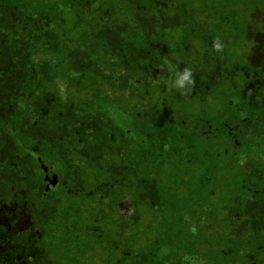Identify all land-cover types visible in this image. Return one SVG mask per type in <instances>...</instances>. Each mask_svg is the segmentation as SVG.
<instances>
[{"label":"trees","instance_id":"trees-1","mask_svg":"<svg viewBox=\"0 0 264 264\" xmlns=\"http://www.w3.org/2000/svg\"><path fill=\"white\" fill-rule=\"evenodd\" d=\"M192 11L184 0H0V167L21 170L16 175L21 178L22 205L32 212L35 209L38 217L51 216L57 236L69 230L65 222L75 214V208L62 203L87 187L111 196L115 210L123 202L120 198L126 196L133 202L126 195L131 190L141 196L140 203L133 202L139 209L144 198L158 202V174L149 167L150 176H146L145 167L151 161L157 165L155 157L164 150L166 139L155 141L160 128L147 127L156 118L151 111L155 106L152 90L164 93L170 85L171 92L158 104L165 106L160 111L165 114L170 110L167 104L179 103L186 111L217 95L218 101L224 100L220 103L225 105L223 111L210 103L206 122L195 116L193 129L202 136L206 125L209 144L214 140L225 153L236 150L244 136L264 137V75H227L219 56L212 61L209 55V35L196 40L187 30L208 31L207 23L198 22ZM181 28L186 32L183 47L174 54L162 42L166 41L164 33ZM194 42L202 49L196 58ZM63 55L65 59L59 60ZM166 59L171 60L173 75L163 74L168 71ZM256 67L264 70L263 64ZM185 68L195 80L190 91L174 86L176 73ZM67 75H79L78 82L68 79L69 93L80 92L82 82H89L87 103L62 97ZM104 85L125 94L111 99ZM102 99L109 104L103 105ZM132 99L134 106L130 107ZM115 103L124 104L122 116L116 115ZM130 115L132 126L127 119ZM167 136L159 134L160 138ZM183 144L192 149L190 142ZM177 150L172 147L169 153L184 152L181 147ZM51 162H57L63 174L61 199L51 193L43 195L42 174L28 171ZM254 167L248 173L251 179L260 177V169ZM259 190L251 189L232 201L241 208L234 215L228 213L235 222L228 233L232 241L247 235L253 241L264 233V204L255 201ZM139 209L123 234L141 220ZM84 231L94 233L96 229L91 225ZM147 254L136 264H149L147 259L153 255ZM165 256L154 264L198 261L196 256Z\"/></svg>","mask_w":264,"mask_h":264},{"label":"rangeland","instance_id":"rangeland-1","mask_svg":"<svg viewBox=\"0 0 264 264\" xmlns=\"http://www.w3.org/2000/svg\"><path fill=\"white\" fill-rule=\"evenodd\" d=\"M184 1L191 6L192 12L198 15L197 21L206 22L208 26V31H197V28L187 30L196 40L209 35V55L212 61L214 57L219 56L229 71L227 75H264L262 68L256 67L262 64L264 66V0ZM164 34L166 41L162 42L167 43L171 51L177 54V50L183 47L182 36L186 32L181 28L167 30ZM214 42L220 44L221 50H214ZM194 43V50L197 51L193 56L196 58L201 55L202 49L198 42ZM58 59L62 61L65 57L63 55ZM170 61L166 59L168 71H164L163 74L173 75ZM78 76L67 75L62 84V97L87 103L91 97L90 91L85 90L90 88L89 82H82L80 92H66L68 79L74 78V81L78 82ZM162 82L169 85V80L163 79ZM102 89L111 96V99L124 93L114 91L108 85L102 86ZM169 92L170 85L164 93L151 91L152 102L155 105L151 111L155 112L156 118L147 123V127L154 124L160 128L161 136L164 137L165 134L168 136L160 138V132L155 135V141L166 139L164 150L159 151L161 153L158 152L155 157L157 165L151 161L145 167L148 173L140 172V175L146 174L148 177L151 167L157 172L158 202H149L144 198L139 209L133 202L140 203L141 196L139 192L131 190L126 195L129 197L131 195L134 198L133 202L126 196L124 199L120 198L118 200L123 202L118 204V210H115L111 207V196H104L102 191L94 187L85 188L71 201L67 199L62 206L75 208V214H72L67 222L64 221L69 229L63 234L65 238L59 235L55 239V248L58 249V258L61 262L136 264L142 257L141 253L145 252L153 255L147 259L149 264L165 259L166 254H175L178 257L196 256L198 257L196 264H264V233L253 241L246 239L248 235L243 236L244 240L238 241L236 239L232 241L234 237L228 236L235 228L232 215L241 210L232 204L235 198H242V195L248 191L250 193L251 189L258 188L261 191L259 190L255 201L259 205L264 204V137L256 140L244 136L236 150L225 153L220 147H216L214 140L209 144L206 125L202 126L204 133L202 136L193 129L195 116L206 122L209 119L210 103L215 109L223 111L225 105L220 103L224 104V100L218 101L220 97L217 95L203 105L195 104L186 111L184 110L188 108L183 106L184 109L179 103L167 104L166 108L170 110L165 114L160 112L165 106L158 104L162 96L164 99ZM229 98L230 95L227 102ZM102 102L103 105L109 104L103 99ZM129 104L130 107L134 106L133 99ZM113 107L116 115L122 116L120 104L115 103ZM121 108H125L124 104ZM172 109L179 114L174 115ZM127 119L132 126L133 115ZM183 142H190L192 149L187 150ZM172 147L175 149L177 147L178 150L181 147L184 152L177 150V154L169 153ZM51 163L59 172L57 162ZM73 164L77 163L74 161ZM248 164L260 169V177L249 178L248 173L252 169ZM98 174L100 179L105 178L102 172ZM51 197L63 198L62 184L51 192ZM138 209L142 216L141 220L124 234V237H131L127 247L132 249V255L123 253L122 246L120 250L115 251L112 248L114 242H122V238L118 236L114 221H119L122 216L127 218L136 216ZM229 212L231 216L228 215ZM86 225L95 227L96 232L86 233L84 231Z\"/></svg>","mask_w":264,"mask_h":264},{"label":"flooded vegetation","instance_id":"flooded-vegetation-1","mask_svg":"<svg viewBox=\"0 0 264 264\" xmlns=\"http://www.w3.org/2000/svg\"><path fill=\"white\" fill-rule=\"evenodd\" d=\"M45 165L47 172L41 167L28 171L42 174L43 195L47 196L64 182V178L50 163ZM20 171L0 167V264H68L58 258V249L55 248L57 234L54 232L52 217H38L35 209L32 212L25 207L26 204L22 205L21 178L16 175ZM55 175L58 176L59 183L56 187L48 189L51 186L50 180ZM114 224H118L115 229H119L118 236L122 238V242L115 241L112 248L116 251L122 246L123 253L132 255V249L127 247L131 237L126 238L122 233V230L132 224V216H122L119 221H114ZM88 226L91 225H86L84 229ZM62 238L65 237L62 235ZM196 263L189 261L186 264Z\"/></svg>","mask_w":264,"mask_h":264},{"label":"clouds","instance_id":"clouds-1","mask_svg":"<svg viewBox=\"0 0 264 264\" xmlns=\"http://www.w3.org/2000/svg\"><path fill=\"white\" fill-rule=\"evenodd\" d=\"M214 50H221V46L218 42H214ZM195 84V80L193 79L192 71L189 68H185L182 72L176 73V79L174 82V86L179 90H184L188 88L190 91V86ZM182 94H186L182 91Z\"/></svg>","mask_w":264,"mask_h":264},{"label":"water","instance_id":"water-1","mask_svg":"<svg viewBox=\"0 0 264 264\" xmlns=\"http://www.w3.org/2000/svg\"><path fill=\"white\" fill-rule=\"evenodd\" d=\"M39 161L41 162V160ZM41 167L44 168L45 172H47L48 168L46 167L45 164L41 163ZM50 181H51V186L48 187V189L56 187L57 184L59 183L58 176L57 175L53 176V178Z\"/></svg>","mask_w":264,"mask_h":264}]
</instances>
